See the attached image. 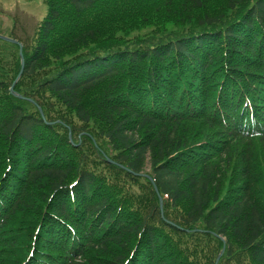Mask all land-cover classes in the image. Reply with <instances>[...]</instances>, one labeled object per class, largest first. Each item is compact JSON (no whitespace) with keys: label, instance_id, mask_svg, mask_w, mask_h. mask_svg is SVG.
<instances>
[{"label":"trees","instance_id":"trees-1","mask_svg":"<svg viewBox=\"0 0 264 264\" xmlns=\"http://www.w3.org/2000/svg\"><path fill=\"white\" fill-rule=\"evenodd\" d=\"M208 1L184 0L172 8L175 0H166L184 32L82 54L79 48L100 43L98 30L75 20L100 9L104 0L49 1L23 76L48 67L60 25L70 23L55 49H78L65 60L56 56L60 65L38 93L17 83L19 94L6 88L0 103V168L7 170L0 176V260L185 264L168 229L197 240L221 236L229 257L246 254L252 264H264V181L251 150L239 176L245 184L221 197L235 143L264 142V0H253L224 26L221 18L240 0H228L227 13L217 18L207 11L196 16ZM42 91L81 122L103 125L101 134L117 153L105 156L104 164L129 181H147L154 197L148 214L132 208L116 178L106 184L81 163L55 158V146L38 140L41 129L52 130L58 122L42 117ZM223 122L231 123V131ZM214 126L216 136L199 141ZM178 209L181 215H171ZM26 238L33 243L29 254L15 256L30 243Z\"/></svg>","mask_w":264,"mask_h":264},{"label":"rangeland","instance_id":"rangeland-1","mask_svg":"<svg viewBox=\"0 0 264 264\" xmlns=\"http://www.w3.org/2000/svg\"><path fill=\"white\" fill-rule=\"evenodd\" d=\"M50 0H0V35L16 39L22 44V53L18 44L6 39L0 40V103L6 100V88H10L12 94H19L15 88L20 83V90L39 91L40 83L49 74L58 69L59 58L63 56L66 59L68 54L76 51L75 49H55L56 42L69 29L67 25H60V33L53 38V52L49 53L46 64L48 67L35 74L33 77L23 76L25 59L35 48L39 39V27L48 14V4ZM253 0H240L237 9L228 12L227 16L222 17L224 26L235 20L244 8H247ZM105 5L100 9L87 13L82 18L75 20V24L81 28H93L98 30V39L96 42H89L86 48H79V52H94L106 49V46L112 43L133 44L141 39L142 41H153L175 33L184 32V24L176 21L175 17L166 0H104ZM184 0H175L172 8L180 6ZM228 0H209L203 9H197L196 16L202 15L207 11L211 17H219L228 11ZM62 27V28H61ZM73 29V28H70ZM187 29V28H186ZM1 39V38H0ZM111 41V42H110ZM123 43V44H122ZM116 45H113L117 47ZM102 46V47H101ZM112 47V46H110ZM68 58V57H67ZM22 74L20 75V73ZM40 100L46 108L48 120H56L52 130L45 128L40 130L38 140L43 143H52L57 149L55 158H64L68 162L81 163L83 168L92 170L102 176L106 184H110L115 178L121 184H124L128 190V197L131 199L132 208L139 211L142 215L148 214L150 206L154 202L153 194L146 180L138 182L128 180L124 175L116 174L108 165L104 164L105 156L115 155V153L106 139L101 134L103 125L92 120L83 123L78 120L74 112L62 105L49 92H40ZM29 109H33L28 107ZM43 110V109H42ZM44 112V111H43ZM45 115V113H44ZM222 114V118H224ZM66 122L71 124L68 125ZM226 124L227 131H231V123ZM65 126V127H64ZM215 129L207 130L204 137L216 136ZM227 132V133H228ZM68 137L69 144L66 138ZM235 154L232 162L225 169L224 185L221 197L226 198L234 195L238 189L245 183H239L242 169L246 166V159L253 154L255 168L260 172L261 179L264 181V142L258 138L251 142L240 141L235 143ZM202 150V151H201ZM200 152H205L200 149ZM7 167V166H6ZM150 169H148L149 171ZM6 168H0V176L6 173ZM239 183V184H238ZM264 192V188L262 189ZM241 191V190H239ZM264 203V195L261 196ZM162 210L164 212V202L162 201ZM182 209L172 212L171 215H181ZM166 234L172 239L179 253L183 255L185 264H252L250 259L243 254L242 256L229 257L226 254L227 241L216 237L203 238L200 240L190 239L187 236H175L168 229ZM30 236V235H23ZM30 243L18 251L15 256L27 257L30 247L33 246L30 238H26ZM223 242V245H222ZM55 245V242L53 243ZM26 260V259H25ZM78 262H82L80 259ZM7 264L0 260V264ZM85 264V263H83Z\"/></svg>","mask_w":264,"mask_h":264},{"label":"water","instance_id":"water-1","mask_svg":"<svg viewBox=\"0 0 264 264\" xmlns=\"http://www.w3.org/2000/svg\"><path fill=\"white\" fill-rule=\"evenodd\" d=\"M0 37L3 38V39L9 40V41H12V42L18 43V41L13 40V39H11V38H7V37H3V36H0ZM20 49H21V53H22V46H21V45H20ZM39 110H40L42 116L44 117V114H43L42 109L40 108ZM146 176H147V177L153 182V184H154V180H153L150 176H148V175H146ZM155 187H156V186H155ZM156 191L158 192L157 187H156ZM161 201H162V200H161Z\"/></svg>","mask_w":264,"mask_h":264}]
</instances>
